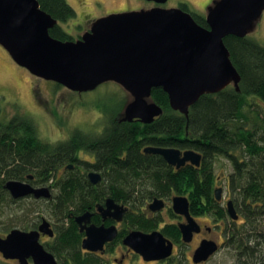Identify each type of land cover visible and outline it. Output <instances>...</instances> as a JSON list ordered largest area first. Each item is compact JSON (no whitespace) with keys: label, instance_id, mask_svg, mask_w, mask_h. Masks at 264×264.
Segmentation results:
<instances>
[{"label":"water","instance_id":"obj_1","mask_svg":"<svg viewBox=\"0 0 264 264\" xmlns=\"http://www.w3.org/2000/svg\"><path fill=\"white\" fill-rule=\"evenodd\" d=\"M148 1L165 4L168 0ZM263 12L264 0H212L206 7V27L181 6L157 5L99 17L79 38L61 40L50 33L59 21L41 7L39 0H0V45L33 75L73 91L94 90L108 81L118 83L131 95L120 121L150 123L164 112L152 98L154 88H163L172 109L186 116L204 94H215L232 85L240 90L242 75L224 39L229 35L246 37ZM144 150L161 154L178 167L187 161L200 166L203 158L193 148L147 146ZM91 177L95 182L100 178L94 172ZM5 188L14 199L32 194L35 198L50 196L47 188L14 179L8 180ZM223 191L222 186L217 187L216 198L221 199ZM158 202L155 199L153 205ZM174 208L189 218L188 225L182 224L184 238L189 240L196 226L188 198L175 197ZM227 209L233 220L239 219L233 200L228 201ZM86 217L77 220L82 225ZM48 227L45 220L40 231L14 228L0 236V253L5 259H18L20 264H58L55 255L40 242V232L52 234ZM87 235L83 248L103 249V230L91 226ZM127 243L147 260L166 259L173 253V243L160 232H133ZM217 249L216 242L203 240L194 261L208 260Z\"/></svg>","mask_w":264,"mask_h":264},{"label":"trees","instance_id":"obj_2","mask_svg":"<svg viewBox=\"0 0 264 264\" xmlns=\"http://www.w3.org/2000/svg\"><path fill=\"white\" fill-rule=\"evenodd\" d=\"M41 7L59 22L50 29L53 37L74 39L63 26L76 16V10L67 0H39ZM189 11L186 3L180 5ZM196 20L208 27L205 16L193 14ZM225 43L231 59L242 75L240 90L228 86L215 94H204L190 108L189 116L172 109L169 96L163 88H154L152 98L164 112L153 122L118 121L121 111L106 118L99 135L75 134L60 150V157L71 155L79 145L85 144L97 152L96 167L106 174V191H146L151 193L177 192L195 198L203 193L208 201L214 198L217 175L214 172L216 157L233 160L234 172L226 180L227 191L235 199L239 216L244 222H232L231 239L238 249L240 264H264L263 237L257 233L255 222L264 216V116L252 109L255 98L264 101V44L248 37L229 35ZM59 86V85H58ZM126 97V96H125ZM126 104V103H125ZM95 127L93 129H102ZM145 144L193 148L202 153V163L194 170L173 171L159 154H146ZM53 145L38 135L35 122L26 115L4 120L0 104V186L11 178H24L28 172L42 171L52 165ZM58 157V156H57ZM41 171V172H42ZM43 175V172H42ZM89 185L76 184L60 200V220L64 221L69 208L91 195ZM0 187V188H1ZM90 188V189H89ZM102 192V191H101ZM215 199V198H214ZM1 206L13 203L2 197ZM64 205V206H63ZM208 208H211L209 206ZM219 218H227L223 205H219ZM231 224V222H228ZM241 226V227H240ZM59 225V246L54 254L67 264H100L99 259H83L79 250L77 227ZM248 227V228H247ZM255 239V241H254ZM254 242V244H250ZM4 258V257H3ZM91 260V261H90ZM0 264H19L0 259Z\"/></svg>","mask_w":264,"mask_h":264},{"label":"flooded vegetation","instance_id":"obj_3","mask_svg":"<svg viewBox=\"0 0 264 264\" xmlns=\"http://www.w3.org/2000/svg\"><path fill=\"white\" fill-rule=\"evenodd\" d=\"M148 2L151 6L163 5L156 3L155 1ZM118 121L121 122L120 117H118ZM134 121L144 123L141 120ZM68 131L69 133L66 135L63 134L59 136L56 142L52 141V147H54L52 155L53 157H56L52 160V165L44 167L43 171L39 169V172H28L24 178H11L14 180L28 182L35 188H47L50 196L35 198L32 194L30 196L14 199L11 196L10 191L5 188V183L11 179L6 180L2 187L0 186V199L2 197H9L13 202L17 203L20 199L29 198L37 200L36 202H44L45 205L42 207L47 208H41L40 214L37 213L34 216L31 215V217L27 218L26 221H22L21 225L9 224L7 226L5 225V221L1 220V223L4 224V230H0V236H6L14 228H18L25 232L34 230L40 231L42 223L46 220L49 222L48 228H50L52 234L43 231L40 232V242L44 245L46 250L54 254V247L59 246V225L62 223L63 225L68 226V229L69 227H73L74 224L77 227L79 240L78 247L83 255V259H90L91 257L99 259L100 264H141V262L147 264L153 262H158L160 264H181L184 263L185 260L192 261L190 262L191 264H204L219 251L224 242V240L220 241L218 239L221 236V234H218L219 228L224 231L225 240L227 239L229 243H231L230 238L232 222H240L241 215L238 220H233L229 216L227 209V203L229 200L234 201L236 209L239 213L235 199L232 195L226 198L222 195L221 199L216 198L215 189L220 187L218 184L221 179L220 176H217L216 178L214 188L215 199L213 198L212 201H208L203 193H198L195 198H192L188 194L173 191L168 192L171 191L168 190L166 195H164L162 193H151L146 191L141 192L139 191V186L137 191L119 190L108 192L106 191V174L103 170L96 167L97 152L95 149H89L85 144L81 143L72 151L71 155L63 158L59 156L60 150H62L63 147L72 140V137L75 134H79L81 137L85 138V135H90L92 132H99L94 133L95 135H99L104 131V129L75 128L68 129ZM147 146L175 147L145 144L142 147V150L146 154H155L146 152L144 148ZM178 148L181 150L189 149L181 147ZM163 159L169 166L172 167L173 171H186L188 169L194 170L201 166H197L191 161H187L184 165L178 167L176 165L169 164L164 157ZM231 162L233 167L231 172L232 174L234 172L233 160H231ZM41 171L43 172V175ZM93 172L99 174L100 176L99 180H96V182L91 177V173ZM76 184H80L81 186L89 185L88 187L94 191L92 192L93 198L91 199L90 195L89 197L78 201L76 203L78 206L77 210L74 209L75 207L69 208L66 218H64V221H61L59 217L60 200L63 201L66 195H68L67 192L73 191ZM177 196H186L188 198L189 213L195 222L196 230L192 231L190 236L191 238L189 240H185L182 229V224L188 225L190 223L189 218L185 214L176 212L174 208V199ZM155 199L159 202L153 205ZM1 203L2 201H0V207ZM220 204L223 205L227 211L228 217L226 219L219 218L218 216V206ZM209 206H211V208H208ZM5 207H7V205L2 206V208ZM85 214H87V217L82 218V226L77 219L83 217ZM228 222H231V224ZM91 226L103 230V237L105 239L103 249L92 251L83 248V241L88 237L87 231ZM133 232H143L147 234L160 232L167 240L173 243L172 255L166 259L160 260L145 259L144 256L137 252L131 244L127 243L128 236ZM212 232L216 233L215 237L212 236ZM203 240L216 242L218 249L208 260L196 263L194 261V255L196 249L201 245ZM191 245L193 246V250L189 253ZM6 260L12 262L15 261L20 264L18 259ZM29 261L32 263V260ZM57 261L58 264H65L62 261H59V259H57ZM67 264H73V261L71 260ZM91 264H93L92 261Z\"/></svg>","mask_w":264,"mask_h":264},{"label":"rangeland","instance_id":"obj_4","mask_svg":"<svg viewBox=\"0 0 264 264\" xmlns=\"http://www.w3.org/2000/svg\"><path fill=\"white\" fill-rule=\"evenodd\" d=\"M76 10V16L64 23L63 26L69 31L74 39L79 38L88 31L92 22L102 16L114 12L138 10L149 8L147 0H67ZM212 0H168L162 6L176 7L182 3L189 6L192 14L206 15V7ZM248 37L264 44V12L256 23ZM0 46V104L1 114L4 120H9L17 115H26L36 124L39 137L46 143L57 141L59 136L69 133L68 129L102 128L106 118L118 114L125 106L131 95L118 83L108 81L99 85L96 89L77 92L68 89L54 81H49L33 75L27 68L17 64L8 51ZM59 85V86H58ZM126 96V97H125ZM253 110L264 116V101L255 98ZM124 109V108H123ZM122 109V111H123ZM232 162L225 157H216L214 172L220 176L219 185L223 186V197H229L226 180L232 172ZM24 198L13 202L9 206L0 207V230L5 225H21L31 215L40 214L44 202ZM41 205V206H40ZM206 218V217H205ZM260 222H255L256 232H263L264 216ZM244 222L241 218L238 225ZM241 227V226H240ZM248 228V227H247ZM217 230V229H216ZM220 241L224 240L219 251L204 264H240L239 252L234 245L235 238L231 243L224 237V231L218 229ZM216 233L212 232L215 237ZM264 236L255 234V236ZM255 241V239H254ZM254 244V242L250 243ZM187 248V247H185ZM191 253L193 246L189 249ZM240 255V254H239ZM0 259H4L0 253ZM192 261H184L181 264H191ZM141 264H147L141 262ZM148 264H160L158 262Z\"/></svg>","mask_w":264,"mask_h":264},{"label":"bare ground","instance_id":"obj_5","mask_svg":"<svg viewBox=\"0 0 264 264\" xmlns=\"http://www.w3.org/2000/svg\"><path fill=\"white\" fill-rule=\"evenodd\" d=\"M202 162V161H201Z\"/></svg>","mask_w":264,"mask_h":264}]
</instances>
